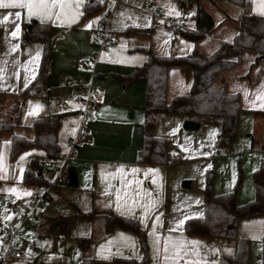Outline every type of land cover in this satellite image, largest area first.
Returning a JSON list of instances; mask_svg holds the SVG:
<instances>
[{
	"label": "crops",
	"instance_id": "0c3cea01",
	"mask_svg": "<svg viewBox=\"0 0 264 264\" xmlns=\"http://www.w3.org/2000/svg\"><path fill=\"white\" fill-rule=\"evenodd\" d=\"M103 1V6L97 12L83 14L72 24L32 17L50 24L51 62L46 78V83L50 87L49 93L45 95L46 108L38 109L36 115H30L31 120L48 113L59 116L60 123L56 134L59 144L60 130L64 131L63 140L75 135L80 120L79 112L85 105L83 98L90 84L98 85V88L90 94L89 112L84 118L88 134L75 139V157L69 162V165L75 168L77 186H67V177L61 183L69 188H76L78 193L72 202L74 208L72 217L84 219L74 214L75 207L83 211L91 210L94 213L92 220L87 219L90 229L86 254L98 259L99 264H117L111 262L113 257L134 259L140 257L137 237L132 231L114 227L112 231L104 234L103 215L117 213L135 218L138 225L143 228L147 258L151 264H218L222 255L234 253V238L183 231L186 218L201 215L203 212L204 181L198 180L196 188H192L193 175L178 170L179 164L138 161L146 117L143 110L145 81L143 78H135L122 82L118 75L130 72L135 65L145 60V52L138 47H148L154 53L158 52L150 43L145 45L133 41L129 34L134 31H125L126 28H138L147 32V27L151 23L150 16L154 14L150 8L154 0H151L150 6H145L143 0L118 2L114 5L111 0ZM198 1L212 19L211 30L195 41L182 36L183 38L177 42L176 35L172 39L168 37L169 54L182 55L193 48L204 54H210L220 43L232 40L238 30V19L241 14H257L253 10L254 5L251 0H243L241 5L230 0ZM84 2L80 8L82 13ZM111 6L114 15L109 18L108 24L114 34L120 32L122 36L120 41L116 38L115 44L107 51L101 52L97 58L84 59L80 64L79 60L84 55L97 49L91 30L97 18L103 16ZM15 11H21L20 19L12 16L9 22L0 24V91L12 97L8 107L16 104L19 117L20 106L25 97L42 98L44 95L18 93L25 87L26 77L28 83L32 80L33 67L35 73L37 71L39 61L35 66L31 61L37 52L40 59L42 43L21 42V24L31 19L27 16L26 10L0 9V13L3 14ZM93 21L90 28L86 27ZM181 21L184 23L182 29L194 28V21L187 26L184 19L176 17L170 25L176 28L175 23ZM17 23L20 25V33L12 37L10 33ZM176 29L180 31L181 28ZM13 45L17 46L15 51H12ZM255 57L256 52L244 49L240 62L221 70L214 77V83L217 85L224 83L228 92L237 93L243 111L264 117V107L261 106L264 102L252 103L256 100L258 92L264 94V90L261 89V85H264V58L253 63ZM191 79L190 68L168 67L166 99L170 100L174 95L187 93ZM51 95L65 96V103L63 101L62 106L59 105L63 99L53 103ZM58 107L64 108L62 113L57 111ZM6 108L2 110V114ZM149 116H153L154 119L152 133L166 139L170 145L168 147L170 152L181 151L183 147L203 150L210 148L211 139L209 140L203 133L189 132L193 130L183 128L184 117L181 114L160 113ZM17 120L19 125H23L19 123V118ZM201 124L202 122H199V127ZM262 129V133L259 135L258 132L256 135L255 141L257 146L264 149V119ZM251 138L253 141V136ZM59 147L66 148L64 143L62 146L59 144ZM259 158L263 160V157ZM121 168L123 171H118ZM133 169L137 171L133 172ZM182 180H188L189 186L182 187ZM51 187L50 184L47 185V188ZM214 191L220 193L218 190ZM248 198L250 197L242 198L238 194L235 201L241 204ZM261 222H264V216L243 218L237 223L236 235L249 240V264H260L261 241L264 239V223ZM191 241L200 243L194 246ZM166 244L167 252H165ZM178 251L179 258L176 256Z\"/></svg>",
	"mask_w": 264,
	"mask_h": 264
},
{
	"label": "trees",
	"instance_id": "16d2710c",
	"mask_svg": "<svg viewBox=\"0 0 264 264\" xmlns=\"http://www.w3.org/2000/svg\"><path fill=\"white\" fill-rule=\"evenodd\" d=\"M241 5L243 0H230ZM103 2L98 0H85L84 15L97 12ZM194 28L192 30L180 29V33L186 39L195 41L207 34L213 22L210 15L195 0V12L193 14ZM128 32H140L138 28H126ZM40 41L42 49L35 73V78L23 87L19 94L47 95L50 87L46 78L50 71V24L40 22L34 18L22 22L21 42ZM146 54L145 60L135 65L130 72L118 75L122 82L135 78H143L145 81L143 110L146 113L142 131V142L139 150L138 161L144 163H166L178 158L168 150L165 138L155 136L152 133L154 124L153 116L160 113H178L185 119L202 122L209 120L218 127L216 134V148H229L230 141L235 135L237 114L242 110L237 93L228 92L224 83L217 85L214 77L223 69L230 68L240 62L242 51L250 49L256 52L254 62L264 58V17L257 14H241L238 19V30L230 42H222L210 54H204L193 48L182 55L156 54L148 47H138ZM170 66L188 67L192 71V79L189 91L185 94L174 95L170 100L166 99V75ZM5 117H0V134L10 131L18 126V106L12 104L4 111ZM60 117L54 113L44 114L32 120L29 127L33 130L31 138L11 133L9 138V157L28 147H38L43 150L47 158H56L60 147L56 139ZM31 165L39 167L36 159L30 160ZM254 196L251 200L238 204L235 201V188L232 190L215 193L212 189L211 174L205 172L203 192V212L201 215L188 217L184 220L183 231L192 234L225 237L235 239V250L232 255H222L218 264H249L248 248L249 240L236 235L237 223L240 219L264 216V164H260L253 170ZM21 180L28 184L57 185L53 181L45 180L39 170L33 172L25 169ZM44 198L49 199V194L43 193ZM74 214L80 218L92 220L94 213L91 210L83 211L75 207ZM114 227H120L132 231L138 241L140 257L117 258L111 262L117 264H151L147 258L146 241L143 228L136 219L117 213L103 215L104 234L112 231ZM77 243L81 250L79 264H99L98 259L86 254L89 236H77ZM260 264H264V239L261 241Z\"/></svg>",
	"mask_w": 264,
	"mask_h": 264
},
{
	"label": "rangeland",
	"instance_id": "374dc122",
	"mask_svg": "<svg viewBox=\"0 0 264 264\" xmlns=\"http://www.w3.org/2000/svg\"><path fill=\"white\" fill-rule=\"evenodd\" d=\"M144 5L147 6L145 3ZM150 8L152 11L157 10L158 13L151 14V23L147 27V32H134L129 36L137 43L154 45L155 51H158L156 54H169L167 51L169 34L174 33L177 42L183 38L179 30L171 27L169 16L184 19L188 26L194 21L195 0H154ZM121 37L120 32L115 34L118 41ZM82 59H87L86 55L80 60ZM10 98H12L10 95L0 91V117L6 118L2 110L11 103ZM45 99V96L42 98L25 97L18 117L19 123L23 125L0 134V157H2L0 158V176L6 177L0 179V221L9 220L6 217L10 216V221L17 222L20 214L29 212V201L34 200L32 198L34 194L41 195L43 192L50 194V198H44L42 203L18 227L10 245L21 249V258L11 264H79L80 248L77 236L89 235V221L86 218L72 217L74 211L72 202L78 194L76 188H69L61 183L47 188V185L22 182L21 176L25 169H31L33 172L39 169L42 177L47 181L51 182L55 179L56 168L42 166L43 160L47 159L42 149L28 147L11 158L8 155L10 134L14 132L31 137L33 131L27 125L31 124L32 116L28 113L37 104L41 106L39 110L45 109ZM51 99L53 103L60 99H63L65 103L66 97L56 95ZM63 110V107L57 109L59 113ZM263 119V116L259 117L252 112L239 111L235 135L230 141L229 148H216V143L213 144V142L216 141L217 125L212 121L204 120L199 129L189 132H201L209 140L211 139L210 148L203 150L183 147L181 151L173 150L178 158L171 162L179 164L178 170L193 175L192 188H196L198 180L203 182L205 172L209 171L213 191L218 190L222 193L236 187L235 199L239 194L242 198L250 197L246 199L249 201L254 196L253 169L261 163L264 164V149L257 146L255 141L258 132L260 135L263 131ZM63 132L60 130L58 135L61 146L63 145ZM250 135L253 136V141ZM25 153L29 155L20 161V157ZM259 157H263L262 162H259ZM32 158L36 159L39 167L31 165ZM51 159L53 164H58L57 157ZM21 169H23L22 172ZM13 188L16 189L15 192L9 191ZM25 191L30 195H24Z\"/></svg>",
	"mask_w": 264,
	"mask_h": 264
},
{
	"label": "built area",
	"instance_id": "2783aa9c",
	"mask_svg": "<svg viewBox=\"0 0 264 264\" xmlns=\"http://www.w3.org/2000/svg\"><path fill=\"white\" fill-rule=\"evenodd\" d=\"M112 5L121 2L126 1L129 2L131 0H111ZM143 2L147 5H151V0H143ZM154 13H158L157 10H153ZM114 15L113 12V6L109 7L103 16L99 17L96 21L94 27L91 30V35L93 36L97 49L92 52L86 54V58H97L101 52L107 51L108 48L115 44L116 38L115 34L112 31V29L109 27V18ZM170 22L175 21L174 16H169L168 19ZM176 28H183L184 23L178 22L175 23ZM171 39L174 37V33H171L169 36ZM84 59L80 60V63L83 62ZM98 88L97 84H90L88 92L86 93L85 97L83 98L85 105L80 110V120L77 127V130L75 132L74 136H68L64 138L63 143L66 146L64 150H59L57 154V158L59 160L58 164H53L51 158H47L43 160L42 164L43 166H53L57 170V174L55 176V182L56 183H62L66 179L67 169L69 167V161L75 157V149H74V141L78 137H84L88 134V129L85 125V115L89 112V102H90V94L94 92ZM63 100L59 102V105L62 106ZM168 147L170 145L168 144ZM259 161L262 162V158H259ZM34 199L33 201H29V207L30 210L28 213H22L19 215L17 222H13L10 220H3L0 221V264H11L13 261L18 260L21 258V249L19 248H13L11 247L10 243L17 232V229L20 225L23 224L26 217L33 213L34 209L40 205L44 199L43 194H34L32 196Z\"/></svg>",
	"mask_w": 264,
	"mask_h": 264
},
{
	"label": "snow or ice",
	"instance_id": "6c2138e0",
	"mask_svg": "<svg viewBox=\"0 0 264 264\" xmlns=\"http://www.w3.org/2000/svg\"><path fill=\"white\" fill-rule=\"evenodd\" d=\"M84 0H0V9H23L26 10L27 16L29 18L32 17H39L41 20L44 21H59L60 23H68L72 24L75 23L76 20L79 19L83 13L80 11V8L83 4ZM103 2V0H101ZM254 5V12L259 14L260 16L264 17V0H251ZM15 16L16 19H20L22 16L21 11L9 12L8 14L0 13V24H5L10 21V18ZM98 19V18H97ZM93 22H89L86 27H91ZM20 33V25L17 23L15 24V28L11 31L10 35L12 37H16ZM16 45H13L12 51L16 50ZM39 61V52H37L36 56L32 58L31 63L35 66L36 63ZM33 78H35V67L32 69ZM25 87L28 86L27 77ZM261 89L264 90V85H261ZM247 96V93H245ZM256 101L264 102V94L258 92L256 94V100L252 101L253 104ZM264 107V103L261 104ZM41 106L39 104L35 105L33 110H31L28 115H36L38 109ZM7 143V142H5ZM29 155V153H25L20 157V161L25 159V156ZM2 158V157H0ZM210 167V166H209ZM23 169H21V172ZM118 171H123V169H118ZM133 172L137 171L136 169L132 170ZM155 171V170H149ZM6 177L0 176V179H5ZM9 191L15 192L16 189H9ZM24 195H30L29 192L25 191ZM119 199V197H118ZM198 202V201H197ZM6 219H11L10 216H7ZM183 223V221H181ZM264 223V222H261ZM255 238V237H254ZM191 243L195 246L198 245L200 242L198 241H191ZM165 252H167V244L165 245ZM197 254L198 253H194ZM179 251L176 253L177 258H179ZM186 255V254H185ZM168 258L167 256L165 257Z\"/></svg>",
	"mask_w": 264,
	"mask_h": 264
},
{
	"label": "water",
	"instance_id": "95a60500",
	"mask_svg": "<svg viewBox=\"0 0 264 264\" xmlns=\"http://www.w3.org/2000/svg\"><path fill=\"white\" fill-rule=\"evenodd\" d=\"M199 127V122L198 121H194V120H189V119H185L183 121V128L187 129V130H196ZM67 186L69 187H76L77 186V180H76V172H75V168L71 165H69L68 169H67ZM181 186L182 187H188L189 186V181L188 180H182L181 181Z\"/></svg>",
	"mask_w": 264,
	"mask_h": 264
}]
</instances>
